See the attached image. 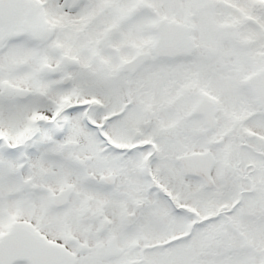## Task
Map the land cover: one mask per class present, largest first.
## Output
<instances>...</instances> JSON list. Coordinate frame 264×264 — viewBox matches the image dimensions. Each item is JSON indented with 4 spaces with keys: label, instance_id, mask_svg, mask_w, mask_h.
I'll use <instances>...</instances> for the list:
<instances>
[{
    "label": "snow or ice",
    "instance_id": "6c2138e0",
    "mask_svg": "<svg viewBox=\"0 0 264 264\" xmlns=\"http://www.w3.org/2000/svg\"><path fill=\"white\" fill-rule=\"evenodd\" d=\"M0 264H264V0H0Z\"/></svg>",
    "mask_w": 264,
    "mask_h": 264
}]
</instances>
